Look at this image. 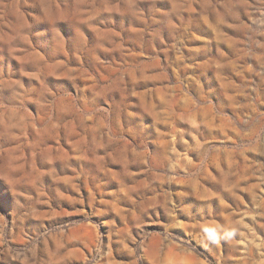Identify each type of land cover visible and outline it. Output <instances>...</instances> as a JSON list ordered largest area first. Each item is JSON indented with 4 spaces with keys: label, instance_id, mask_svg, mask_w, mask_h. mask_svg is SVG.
I'll use <instances>...</instances> for the list:
<instances>
[{
    "label": "clouds",
    "instance_id": "clouds-1",
    "mask_svg": "<svg viewBox=\"0 0 264 264\" xmlns=\"http://www.w3.org/2000/svg\"><path fill=\"white\" fill-rule=\"evenodd\" d=\"M250 177L264 0H0V264H264Z\"/></svg>",
    "mask_w": 264,
    "mask_h": 264
},
{
    "label": "rangeland",
    "instance_id": "rangeland-1",
    "mask_svg": "<svg viewBox=\"0 0 264 264\" xmlns=\"http://www.w3.org/2000/svg\"><path fill=\"white\" fill-rule=\"evenodd\" d=\"M162 97V92L158 93L155 98L148 99L145 97L146 102L150 103L153 107H155V100L160 99ZM181 116L183 114L181 113ZM183 122V121H182ZM193 124L197 123L195 120L192 121ZM179 150V149H177ZM185 159L188 160L189 162L191 161V157L185 155ZM232 164L231 157H224V163L221 164V167H224L226 165L230 166ZM178 186H182L183 180L182 178H177L176 180ZM242 185H246V187L250 190H244L242 191V196H243V204L240 205L239 211L243 212L246 211L247 208H252L255 206L257 202H259L258 198H264V184H258V177H250L247 181H242ZM193 189L194 191H199V185L198 184H193ZM69 195L72 193L69 192ZM6 202V198H5ZM225 203H227L230 208L235 209L236 204L232 200H226ZM86 210V209H85ZM69 211L70 216L66 217L65 219H71V220H79L82 221V217H78L75 213L71 212V209H67ZM225 219H229V214L227 212L224 213ZM247 221V217L245 218ZM96 223V221L93 219L91 221H88L87 223H81L80 228L84 231H90L92 226ZM261 223H264V221H261ZM254 227V230L257 232L258 235L261 236V238H264V229L260 227L259 224L257 225H250ZM159 225H149V228L152 230H155L158 228ZM100 232L102 233L103 230L101 229ZM116 264H124V261L120 256H116L115 253H113ZM168 264H195V261L189 258L183 257L181 254L173 251L169 254L168 257Z\"/></svg>",
    "mask_w": 264,
    "mask_h": 264
}]
</instances>
